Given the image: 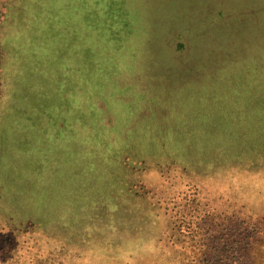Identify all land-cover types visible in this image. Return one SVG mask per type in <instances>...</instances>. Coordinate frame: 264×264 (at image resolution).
Wrapping results in <instances>:
<instances>
[{
	"label": "rangeland",
	"instance_id": "1",
	"mask_svg": "<svg viewBox=\"0 0 264 264\" xmlns=\"http://www.w3.org/2000/svg\"><path fill=\"white\" fill-rule=\"evenodd\" d=\"M84 1L0 2V264H264V0L215 56L176 0L189 55L135 59Z\"/></svg>",
	"mask_w": 264,
	"mask_h": 264
},
{
	"label": "trees",
	"instance_id": "2",
	"mask_svg": "<svg viewBox=\"0 0 264 264\" xmlns=\"http://www.w3.org/2000/svg\"><path fill=\"white\" fill-rule=\"evenodd\" d=\"M175 1L92 0V4H88V0H85L82 17L84 22L83 39L85 40L84 56L96 59L100 53L106 54L103 50L108 47L113 51L108 52L110 56L117 57L123 54L135 59L141 56L138 51L139 47L144 48V44L141 46L139 44L143 42L144 35L147 34L152 39L160 38L162 42L165 40L172 42L175 54L189 55L188 45L183 41L181 33L173 26L180 16ZM189 2L190 0H179V7L187 8ZM196 3L193 5L192 12H196L195 16L197 23L200 24V32L208 37L213 56L220 55L221 46L229 40L226 39V35H230L231 32L232 36L230 28L238 23V26L243 24V15L250 14L243 9L254 10L255 8L251 5L243 6L240 0H196ZM240 6L241 8H239ZM1 15L2 3H0V17ZM76 39L77 36L74 35V39H72L74 43H76ZM127 42H131L130 49V46L126 45ZM164 50L165 48H163V54ZM84 70H87L86 65Z\"/></svg>",
	"mask_w": 264,
	"mask_h": 264
}]
</instances>
